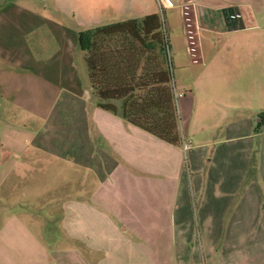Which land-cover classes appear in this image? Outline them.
<instances>
[{
    "label": "crops",
    "instance_id": "1",
    "mask_svg": "<svg viewBox=\"0 0 264 264\" xmlns=\"http://www.w3.org/2000/svg\"><path fill=\"white\" fill-rule=\"evenodd\" d=\"M155 1L159 7L179 9L194 61L218 63L217 73H210L202 88L208 103L201 99L197 105L191 91L177 92L181 94L177 98L180 132L190 142L186 150L182 144L167 143L97 105L89 86L81 81L74 57L79 48L75 26L70 29L57 23L52 30L46 27L58 55L43 51L39 56H27L26 43L32 44V53L44 49L47 39L29 43L25 37L33 23L19 26L11 11L0 14L5 22L0 29V190L7 180L28 172L33 159L43 165L50 156L93 175V203L57 199L59 205L55 206L61 211L45 212V217H55L70 239L86 240L82 243L87 245L85 251L59 244L50 249L39 234V229L44 231L43 223L35 219L33 206L4 198L0 201V264H151L149 252L140 243L139 236L144 234L139 225L145 221L158 224L160 218H146L147 175L159 176L154 178L158 184H150L154 191H167L176 182L168 217L172 228L185 223L200 225L205 257L192 264H264L259 251L264 254V123L257 126L264 111V41L238 39L220 46L212 42L215 46L204 48L194 35L202 28L241 33L254 28L255 15L241 13L239 20L233 19L234 11H222L218 3L208 0H165L164 5ZM152 14L158 15L155 4L144 0H93L92 27L127 19L140 21ZM22 15L26 23L34 17L49 21L35 11L24 9ZM226 105H232L231 110L234 106L237 114L229 116ZM16 111L26 112L27 121L16 122ZM26 135L29 140L23 138ZM237 192L226 221L227 208ZM194 194L199 199L197 215L189 198ZM9 205L20 207V212L7 209ZM83 207L93 210V224L110 225V233H100L96 227L97 235L87 230V235L80 236L81 229H89L82 226L89 221L72 214ZM56 230L60 232L59 227ZM107 235L123 247L106 248L93 240ZM222 235L217 256L215 241ZM185 237L186 244L195 234ZM156 247L153 243L154 253Z\"/></svg>",
    "mask_w": 264,
    "mask_h": 264
},
{
    "label": "rangeland",
    "instance_id": "2",
    "mask_svg": "<svg viewBox=\"0 0 264 264\" xmlns=\"http://www.w3.org/2000/svg\"><path fill=\"white\" fill-rule=\"evenodd\" d=\"M144 1L155 4L161 22V28L166 32L169 46L167 57L170 63L173 84H176V92L187 91V93H189L188 91H191V94L197 101V105L201 99H203V103L205 101L208 103V97L205 93L206 90H203L202 88L210 79L209 74L214 72L217 73L218 63L204 64L203 62L201 63L193 60L195 57L192 58L191 53L188 52V47L190 46L189 34L182 26L183 19L178 8H162L157 5L155 0ZM207 2L218 3V5L221 6L222 11L232 10L239 13L251 12L255 15L256 22L254 23L256 25L254 28H251L249 24L243 23V25L248 26L251 29L241 31V33L226 32L225 34L221 32H209L202 28L197 30L198 35H196V33L194 34L200 42V47L204 45V48L206 46L212 48V46H215L212 45V42H215L217 43L216 45L220 46L223 42L238 39H257L264 41V0H208ZM24 9L40 13L49 21H42L39 20L41 17H34V19L31 21L28 20L29 22L27 21L26 23L24 16L22 15ZM2 11H11V14L14 15V19L18 21L17 25L19 24V26H24L29 23L32 25L33 23V29L29 31L27 37H25L26 41H41L43 38L47 39L45 40L47 45L44 46V49H33L32 53L30 49L32 44L30 42L31 45L26 43V45L29 46V50H25L27 56L29 54L39 56L43 54V51L44 54L58 55L55 52L56 45H53L50 31H48L46 27H49L52 30V26L61 23L62 25L66 24L65 26L70 29H73L75 26L76 31H87L93 26V0H0V14L3 13ZM7 19H9V17H7ZM235 19L239 20L240 18ZM4 23L5 22L0 17V29ZM242 33L247 36L245 37ZM17 38V41L21 40V38ZM13 55H17L15 51H13ZM74 57L77 66L79 67L80 74L82 73V75H80L81 81L84 83L86 82L88 86L87 69L83 59V51L77 48ZM180 61L183 63L180 64ZM213 76H217V74H213ZM53 100L54 95H51L50 102L52 103ZM231 106L232 105H226V113L229 116L237 114L235 107L233 106L234 109L231 110ZM262 112L264 111H261V113ZM25 115L26 112L24 111H16V117H13V119H15L16 122H24L27 121ZM23 138L29 140L27 135ZM45 160L46 161L43 165H39L37 164L36 159H33L30 163L28 172L26 171L25 174L23 172L20 178H12L10 181L7 180L1 188L2 190H0V201H3L5 198L15 201L16 204L21 203L23 205L33 206L32 209L33 214L36 216L35 219L38 220L37 222L43 223L42 227L44 228V231L42 232V229H39V234L41 233V238L50 249H53V247L59 244V246L66 249L81 248V250L85 251L84 249L87 248V245L84 246L83 244H85L86 240H82L80 237L70 239L58 223L55 222V217L54 219L51 217H45V212L49 211L50 213H53L55 211L54 213H58L61 211L60 207L55 206L59 205L57 199L67 200L68 198L76 202L93 203V175L84 174L81 168L73 166V164H69L68 162L63 161V159L50 156ZM185 176L187 180H190V176H188L187 172ZM154 178L157 180L159 179V176L154 177L147 175L145 178L146 191L144 192L143 202L146 206V218L150 217L151 221H154L155 218H160V223L155 224L154 222V224H150L149 221H145V224L139 225L141 230L140 233L144 234L142 235L143 237L139 236V239L140 243L144 244V247L147 249V253L149 252L147 257L150 258V261L152 259L151 264H192L195 263L196 260L201 261L202 258L204 259L205 257V252L202 248V242L198 234V231L200 232V227L197 228V226L200 225H196L195 223L193 225L185 223L180 225L177 224L172 228L169 224L168 217L170 218V208L173 203V188L175 187L176 182L173 184L171 183V185L168 186L170 188H168L167 191H154V187L150 185L153 183L158 184L154 181ZM238 196L239 194L237 192L227 208L226 221L230 217L229 214L232 205L238 199ZM189 198L191 201V210L196 212L195 215H197L199 199H197L195 194L192 196L190 195ZM160 206L162 212H160L158 208ZM6 207L11 211L19 210L17 212H20V207H17L16 205H9ZM97 209L101 211L103 210V208ZM72 216H82L84 220L88 219L89 221V223L82 225L89 228L81 229L82 232H80L79 235L82 237L87 235V230L89 234L91 232L92 235H97L95 232L96 227L100 233H110L111 231L110 225L103 226L101 224H93V210L89 207H83L81 211L74 212ZM57 227H59L60 232L56 230ZM90 227L92 228L91 230ZM191 232L195 234V237L192 240L187 239L185 244L184 239L187 238L185 237V234L189 235ZM129 233L132 232L129 231ZM153 235L156 237L155 240L152 241L148 239V236L153 237ZM223 236L224 235H222L220 240L217 239L215 241L216 244L214 249L216 250L215 252L217 256L221 250ZM105 237H103L104 239L102 240H93L99 245L103 244L106 248L123 247L117 243L118 241L111 240L112 235H107ZM153 243L157 246L156 253H154V247L152 248ZM259 251L261 253V259L263 260L264 254L260 249ZM132 258L133 257L131 256L130 259ZM233 258V255L228 256L229 260H233ZM118 260L120 261V257Z\"/></svg>",
    "mask_w": 264,
    "mask_h": 264
},
{
    "label": "trees",
    "instance_id": "3",
    "mask_svg": "<svg viewBox=\"0 0 264 264\" xmlns=\"http://www.w3.org/2000/svg\"><path fill=\"white\" fill-rule=\"evenodd\" d=\"M77 40L97 105L167 143L181 145L168 39L159 16L80 30ZM259 117L257 126L264 123V112Z\"/></svg>",
    "mask_w": 264,
    "mask_h": 264
},
{
    "label": "built area",
    "instance_id": "4",
    "mask_svg": "<svg viewBox=\"0 0 264 264\" xmlns=\"http://www.w3.org/2000/svg\"><path fill=\"white\" fill-rule=\"evenodd\" d=\"M158 1H159V3H160L161 5H164V4H165V0H158ZM230 17L233 18V19H235V18H240V17H241V13H239V12H234L233 14L230 15ZM168 51H169V49H168ZM180 95H181L180 93H177V92L175 91V97H176V98H178ZM189 146H190V142H189V141H185V140L182 141V148H183L184 150L188 149Z\"/></svg>",
    "mask_w": 264,
    "mask_h": 264
}]
</instances>
